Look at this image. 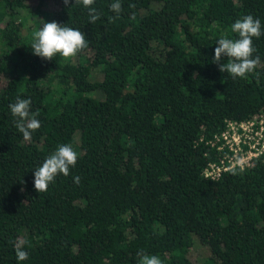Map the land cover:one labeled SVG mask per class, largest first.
I'll return each mask as SVG.
<instances>
[{
	"label": "trees",
	"instance_id": "trees-1",
	"mask_svg": "<svg viewBox=\"0 0 264 264\" xmlns=\"http://www.w3.org/2000/svg\"><path fill=\"white\" fill-rule=\"evenodd\" d=\"M27 1L0 0V264H139L141 250L192 264L194 248L207 254L199 264H264V152L202 176L225 121L264 115V35L246 78L213 63L216 41L238 38L237 19L264 27V0H121L118 19L113 0H95V23L82 0H34L26 24ZM53 21L88 47L33 55V33ZM17 97L41 121L30 140L10 112ZM60 144L77 163L37 193L34 171Z\"/></svg>",
	"mask_w": 264,
	"mask_h": 264
},
{
	"label": "clouds",
	"instance_id": "clouds-1",
	"mask_svg": "<svg viewBox=\"0 0 264 264\" xmlns=\"http://www.w3.org/2000/svg\"><path fill=\"white\" fill-rule=\"evenodd\" d=\"M65 6L72 0H62ZM83 5L89 9V22L95 23L100 19V13L92 7L95 0H82ZM76 3V0H74ZM129 8H134V3H129ZM110 10L116 14L118 19L123 11L121 0H113ZM135 19V15L131 17ZM231 31L238 38L221 37L216 41L213 63L219 65L221 73L227 72L232 78H246L252 74L260 65L258 55L254 56L257 49L253 46V38L264 35L259 18L251 14L244 15L231 25ZM88 47L85 34L79 29L72 28L66 24H58L55 21L43 24V27L33 33V41L30 49L32 54L44 60L51 61L57 54L64 58L76 56L81 50ZM222 58H227V63L221 64ZM11 114L16 117L15 126L25 140H30L32 133L41 127V121L37 119L38 113L31 112V100L17 97L15 103L9 105ZM78 160V153L71 144H60L51 153L42 165L34 171V189L37 193L47 191L48 186L53 183L58 174L68 176L70 168L74 167ZM73 182L79 184L80 177L73 178ZM140 257L139 264H163L156 255H148L143 250L137 253ZM16 256L19 261L28 259V252L18 248Z\"/></svg>",
	"mask_w": 264,
	"mask_h": 264
},
{
	"label": "built area",
	"instance_id": "built-area-1",
	"mask_svg": "<svg viewBox=\"0 0 264 264\" xmlns=\"http://www.w3.org/2000/svg\"><path fill=\"white\" fill-rule=\"evenodd\" d=\"M206 145L213 150L214 160L202 169L205 179L215 180L231 169L248 168L264 152V115L225 121L222 130L212 135Z\"/></svg>",
	"mask_w": 264,
	"mask_h": 264
},
{
	"label": "rangeland",
	"instance_id": "rangeland-1",
	"mask_svg": "<svg viewBox=\"0 0 264 264\" xmlns=\"http://www.w3.org/2000/svg\"><path fill=\"white\" fill-rule=\"evenodd\" d=\"M26 6H27V8H25L23 10V13L21 15L23 17H25L26 24H30L31 22H33V19H35L34 16L32 17L33 19L32 18H29V14H30L31 10L34 9L35 1L34 0H28L26 2ZM51 8H52V6L51 7L50 6H47L46 7L45 5H42L39 9H40L41 12H47V13H49L51 11ZM37 19H38V21H40L41 17L38 16ZM21 235L24 236V233L21 232ZM206 255L207 254H206V252H205L204 249L194 248L190 252L188 258H189V260L191 261L192 264H199V262H201V260L204 257H206Z\"/></svg>",
	"mask_w": 264,
	"mask_h": 264
}]
</instances>
